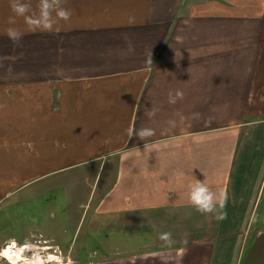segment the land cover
Returning a JSON list of instances; mask_svg holds the SVG:
<instances>
[{"label":"crops","instance_id":"1","mask_svg":"<svg viewBox=\"0 0 264 264\" xmlns=\"http://www.w3.org/2000/svg\"><path fill=\"white\" fill-rule=\"evenodd\" d=\"M63 6L58 33L29 32L0 0V223L24 202L26 234L93 238L87 264H264V0ZM194 179L222 194L224 219L188 204Z\"/></svg>","mask_w":264,"mask_h":264},{"label":"rangeland","instance_id":"2","mask_svg":"<svg viewBox=\"0 0 264 264\" xmlns=\"http://www.w3.org/2000/svg\"><path fill=\"white\" fill-rule=\"evenodd\" d=\"M52 182H56V179H53ZM62 189V187H53L49 189L48 194L61 198L63 196ZM13 204L5 203L3 205V215L6 218L0 223V228L4 233L3 237L7 238L0 246V264H25L26 260L33 261L37 258L42 259L45 264L57 263L58 259L68 263H72L74 259L76 262L82 261L87 264L101 257L99 255L101 252L95 250L96 245L93 238L80 232H77L76 235L66 234V230L69 229V232L71 230L68 227L65 229L62 227L46 228V233L26 234L25 203L20 205L18 213H15ZM11 214H14L13 217ZM80 230L78 229V231ZM185 237L176 236V239ZM191 237L196 236H189L187 239ZM98 239L101 240L100 237ZM152 239L153 237L150 235H141L131 240V243L146 244Z\"/></svg>","mask_w":264,"mask_h":264},{"label":"clouds","instance_id":"3","mask_svg":"<svg viewBox=\"0 0 264 264\" xmlns=\"http://www.w3.org/2000/svg\"><path fill=\"white\" fill-rule=\"evenodd\" d=\"M65 0H38L37 9H33L31 0H10V8L13 13L9 17L8 23L14 25L17 17H22L26 30L29 32H59L60 21H69L72 16V11L64 7ZM25 33L15 27H9L6 31L7 37L14 43L18 44ZM184 93L176 90L175 93H169L168 102L175 104L177 100H182ZM2 107V106H0ZM192 118L198 120L200 113H193ZM210 123V120H209ZM155 134L154 129L140 128L133 131V135L138 136L141 140H147ZM148 144H145V149ZM187 201L197 212L201 214H216L217 219H224L226 213L223 212L225 206V198L222 194L213 191L205 182L194 179L189 184L187 190ZM159 239L164 242L165 246L171 247L175 241L172 239L170 232L161 233ZM25 264H45V262L37 258L33 261H25ZM57 264H63L61 260H57Z\"/></svg>","mask_w":264,"mask_h":264},{"label":"bare ground","instance_id":"4","mask_svg":"<svg viewBox=\"0 0 264 264\" xmlns=\"http://www.w3.org/2000/svg\"><path fill=\"white\" fill-rule=\"evenodd\" d=\"M23 259V258H22Z\"/></svg>","mask_w":264,"mask_h":264}]
</instances>
